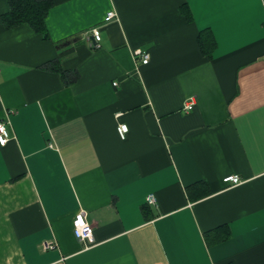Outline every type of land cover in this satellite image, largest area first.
<instances>
[{
	"label": "crops",
	"instance_id": "1",
	"mask_svg": "<svg viewBox=\"0 0 264 264\" xmlns=\"http://www.w3.org/2000/svg\"><path fill=\"white\" fill-rule=\"evenodd\" d=\"M52 2L0 0V264H264V0Z\"/></svg>",
	"mask_w": 264,
	"mask_h": 264
},
{
	"label": "trees",
	"instance_id": "2",
	"mask_svg": "<svg viewBox=\"0 0 264 264\" xmlns=\"http://www.w3.org/2000/svg\"><path fill=\"white\" fill-rule=\"evenodd\" d=\"M8 10L1 16V22L5 28H12L20 24H27L35 32L45 39L49 38L45 19L52 7V0H7ZM60 73L68 84L77 78V72L64 71L57 62L48 65Z\"/></svg>",
	"mask_w": 264,
	"mask_h": 264
},
{
	"label": "built area",
	"instance_id": "3",
	"mask_svg": "<svg viewBox=\"0 0 264 264\" xmlns=\"http://www.w3.org/2000/svg\"><path fill=\"white\" fill-rule=\"evenodd\" d=\"M116 13L114 11H108L104 17L105 22H109L113 19H115ZM90 33L92 35V39L95 43V45H98V43L101 40V32L100 27L96 26L93 27L90 30ZM137 58L141 60L142 63H147L149 61V54L146 52L137 51L136 53ZM116 84V83H114ZM194 106V100L190 99L187 101L184 105V109L186 111H190L193 109ZM117 132L121 139H124L126 137V134L128 132V126L127 124L120 123L117 125ZM7 124L4 121H0V145L4 146L8 142V136H7ZM224 182H232L233 184H237L240 182V179L238 176H227L223 179ZM146 202L149 204H156V197L154 194H150L146 198ZM73 226V234L74 236L84 242H93V227L90 224V222L87 220L86 213L83 211H79L75 214L72 222ZM45 248H52L53 244H45ZM158 264H168L166 262H161Z\"/></svg>",
	"mask_w": 264,
	"mask_h": 264
},
{
	"label": "snow or ice",
	"instance_id": "4",
	"mask_svg": "<svg viewBox=\"0 0 264 264\" xmlns=\"http://www.w3.org/2000/svg\"><path fill=\"white\" fill-rule=\"evenodd\" d=\"M0 142H2V141H0Z\"/></svg>",
	"mask_w": 264,
	"mask_h": 264
}]
</instances>
